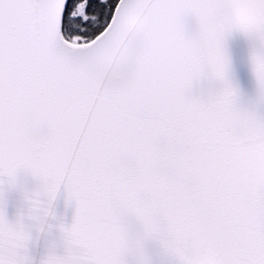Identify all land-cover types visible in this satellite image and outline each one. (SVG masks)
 <instances>
[{
  "label": "snow or ice",
  "instance_id": "snow-or-ice-1",
  "mask_svg": "<svg viewBox=\"0 0 264 264\" xmlns=\"http://www.w3.org/2000/svg\"><path fill=\"white\" fill-rule=\"evenodd\" d=\"M61 188L72 220L36 261ZM149 242L264 264V0H0V264H152Z\"/></svg>",
  "mask_w": 264,
  "mask_h": 264
},
{
  "label": "water",
  "instance_id": "water-1",
  "mask_svg": "<svg viewBox=\"0 0 264 264\" xmlns=\"http://www.w3.org/2000/svg\"><path fill=\"white\" fill-rule=\"evenodd\" d=\"M227 52L231 61V78L238 85L240 94L238 103L242 106L251 107L255 99V81L251 75L248 65V42L238 33H232L226 41ZM203 86V85H202ZM20 183L25 186L32 185V179L25 174L20 175ZM5 213L9 219L15 217L17 211L22 207L21 197L18 191L4 192ZM54 215L44 218L43 213H37L40 220L32 223L37 226L43 221L44 235L35 243L30 251L34 260L39 261L47 249L48 243H60V225L68 224L74 214V204L71 200L66 202V193L61 188L56 195L50 209ZM59 251V247L57 248ZM146 252L152 260V264H175V258L166 254L160 245L154 242L146 244Z\"/></svg>",
  "mask_w": 264,
  "mask_h": 264
},
{
  "label": "clouds",
  "instance_id": "clouds-1",
  "mask_svg": "<svg viewBox=\"0 0 264 264\" xmlns=\"http://www.w3.org/2000/svg\"><path fill=\"white\" fill-rule=\"evenodd\" d=\"M37 227L43 228V225L42 224H39V225H37Z\"/></svg>",
  "mask_w": 264,
  "mask_h": 264
}]
</instances>
